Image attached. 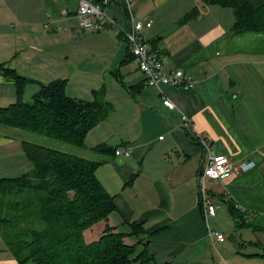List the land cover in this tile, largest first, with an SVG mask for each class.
<instances>
[{
    "label": "crops",
    "instance_id": "crops-1",
    "mask_svg": "<svg viewBox=\"0 0 264 264\" xmlns=\"http://www.w3.org/2000/svg\"><path fill=\"white\" fill-rule=\"evenodd\" d=\"M77 4L0 0V64L32 81L24 101L40 84L60 78L67 79L66 94L73 98L90 100L92 90L105 89L114 111L86 135L85 147L129 150L127 157L94 155L104 161L96 177L114 197L110 215L118 220L113 217L111 225H141L142 234L130 238L140 241L139 248L146 244L153 260L163 264H264V32L230 34L232 10L203 0H134L133 21H151L142 37L165 71L181 69L193 81L189 89L148 87L123 36L111 29L81 30ZM194 8L195 18L177 24ZM104 11L120 28L131 27L120 2ZM162 98L176 108H163ZM17 100L13 80L0 71V107ZM26 137L0 129V178L31 170L20 145ZM201 138L213 154L236 165L254 163L224 180H204L214 215L202 206ZM229 203L242 217L240 226ZM209 232L225 239L212 245ZM0 264H17L1 239Z\"/></svg>",
    "mask_w": 264,
    "mask_h": 264
},
{
    "label": "trees",
    "instance_id": "trees-1",
    "mask_svg": "<svg viewBox=\"0 0 264 264\" xmlns=\"http://www.w3.org/2000/svg\"><path fill=\"white\" fill-rule=\"evenodd\" d=\"M206 5L229 8L234 22L230 34L264 32V3L251 6L248 0H203ZM198 14H185L183 24ZM132 56V55H131ZM133 58V57H132ZM0 71L13 80L18 100L0 107V129H12L49 138L74 148L85 149L86 135L113 113L103 87L91 91L84 100L66 94L67 79L40 84L39 90L24 101L25 87L32 81L0 64ZM21 150L31 170L18 177L0 178V239L17 264H148L153 256L147 245L130 258L136 244L126 237H139L143 229L126 223L129 232H117L109 225L95 241L85 242L84 232L108 220L116 211L114 197L96 177L104 161L91 160L69 152L23 140ZM94 154H114L106 144L90 150ZM231 215L238 226L242 217L231 203Z\"/></svg>",
    "mask_w": 264,
    "mask_h": 264
},
{
    "label": "built area",
    "instance_id": "built-area-1",
    "mask_svg": "<svg viewBox=\"0 0 264 264\" xmlns=\"http://www.w3.org/2000/svg\"><path fill=\"white\" fill-rule=\"evenodd\" d=\"M111 2H120L129 15L132 25L128 30L120 28L114 19L108 17L104 11ZM134 0H78L75 18L81 30L86 32H101L106 29L113 30L117 35H122L128 45L129 51L137 64L138 70L144 76V84L148 87L171 86L181 89H189L193 85L191 78L183 73L181 69L166 72L163 62L158 54L151 50L142 37V31L151 27V21H133ZM161 104L167 110L175 109V105L168 98H162ZM186 120V118H183ZM205 147L206 165L199 175L201 187V200L204 213L214 215V208L205 197L203 182L205 179L221 181L228 178L236 169L247 171L254 166L252 161L236 165L228 156L213 154L206 139H199ZM116 157L129 155L128 149H117ZM208 238L213 245L222 241L225 236L215 232H209Z\"/></svg>",
    "mask_w": 264,
    "mask_h": 264
},
{
    "label": "rangeland",
    "instance_id": "rangeland-1",
    "mask_svg": "<svg viewBox=\"0 0 264 264\" xmlns=\"http://www.w3.org/2000/svg\"><path fill=\"white\" fill-rule=\"evenodd\" d=\"M25 100L31 102V97H26ZM10 130H12V129H10ZM23 133H24V135L28 136V137H26L23 140L30 141V142H32L34 144L47 146L46 142H44V140H45V141H47V143L49 144V147H51V148H55V149H59V150L64 151V152H69V153H72V154H76L77 156L85 157V158H88V159H91V160H95L96 159L94 157L95 154H93L91 152H86L85 149L74 148V147H72L70 145H67V144H64V143H60V142H57L55 140H51L49 138H44V137L36 135V134H32V133H28V132H23ZM19 174L20 173H16V174H13V176H17ZM7 176H11V175H7ZM113 217L116 220H118L116 215H114V216L109 215L108 216V220H105V221L103 220L101 222H98L94 226H92L89 230H86L84 232V240H85V242L90 243L92 241H95L97 238H99V236L102 234L103 229L106 228L107 226L113 224V219H114ZM117 232H125V233H127V232H129V229H128V227L126 225H121V227L117 229ZM125 242L127 244L132 245V244H135L137 242V239L136 238L126 237L125 238ZM137 246H138V244H136V247ZM142 249H143L142 246L140 248L138 246L137 249L131 254V256H130L131 260L136 258L137 255L139 254V252ZM130 264H139V263L134 262L132 260ZM148 264H163V261L162 260H155V261L153 260V261H150Z\"/></svg>",
    "mask_w": 264,
    "mask_h": 264
}]
</instances>
